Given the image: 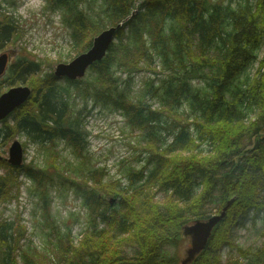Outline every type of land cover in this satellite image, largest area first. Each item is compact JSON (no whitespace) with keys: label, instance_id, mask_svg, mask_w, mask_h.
<instances>
[{"label":"trees","instance_id":"obj_1","mask_svg":"<svg viewBox=\"0 0 264 264\" xmlns=\"http://www.w3.org/2000/svg\"><path fill=\"white\" fill-rule=\"evenodd\" d=\"M84 1L44 0V6L60 12L76 54L120 23L106 54L79 79L43 72L42 60L21 55L6 84L17 81L31 93L8 115L14 125L4 118L0 128V147L17 132L44 150L47 166L60 170V184L74 187L83 227L74 239L66 221L63 230L52 226L54 172L34 163L12 166L1 155L0 203L18 198L21 175L30 179L38 190V226L48 231L41 246L26 239L19 217L0 219V264H16L18 256L23 264H180L183 240L190 244L183 227L208 219L211 206L219 214L230 198L189 264H264V0H101L98 19L83 12ZM13 20L0 2V51L18 32ZM141 71L154 78L134 90ZM77 96L84 99L80 108ZM88 101L90 109L119 114L124 135L135 132L118 175L107 178L92 162ZM58 141L76 163L57 161ZM250 212L248 237L239 242L232 230ZM224 247L229 255L222 262Z\"/></svg>","mask_w":264,"mask_h":264},{"label":"rangeland","instance_id":"obj_2","mask_svg":"<svg viewBox=\"0 0 264 264\" xmlns=\"http://www.w3.org/2000/svg\"><path fill=\"white\" fill-rule=\"evenodd\" d=\"M218 1L227 3L229 0ZM237 1L240 0H230L232 5H235ZM0 2L3 11L5 12L6 10L7 14H11L12 19H17L13 20L12 26L17 28L18 25L16 36H14L10 43L3 48V52L8 55V60L4 72L0 76V87L2 92L6 91L9 87L19 85L17 81H14L13 84L7 86L6 78L9 66L23 54L30 55L33 59L37 58L42 60L43 72L54 71L57 63L69 62L78 55L71 50L69 44V28H66L61 23L60 12H53L46 9L43 5L44 0H0ZM100 4L101 0H85L82 3L83 12L91 18L98 19L102 17ZM1 52L2 51H0V53ZM256 66L257 63L248 69V74L250 73V76L255 72ZM166 73H168V71ZM148 78H154L152 72L148 71V73H144L141 71L137 76H134L132 83L133 89L138 90L143 87V83ZM74 105L77 108L82 107L84 105V99L77 96L74 100ZM86 108L89 110V113L85 130L88 135L89 152L93 156L92 162L96 159V165L104 167L107 178H109V174L118 175L121 173L123 167H125L122 161L123 158L129 156V153L132 152L131 145L135 142V132H133L132 136L123 134V131L128 129V127L125 125V120L119 114L107 113L98 106L90 109V102ZM5 118H8V116ZM6 122L10 125H14V120H12L11 117L8 118ZM2 127L3 125L0 123V128ZM13 134L14 136L9 138L6 143L0 147V157L2 155V159L4 158L5 160H3L7 163L8 147L14 139H17L23 146L24 164H38L54 172L51 178V187L49 188V192L53 199L49 210L51 217L54 218L52 226L59 225L63 230L65 228L63 221H66L67 225L71 228L72 237L74 239H79V233L83 227L85 217L84 211L80 208V200L75 195L74 187L72 190H67L68 188L66 186L60 184V170L47 166V164L51 162L47 157V161H45V152L43 149L28 141L21 133L14 132ZM3 137L4 135L1 136L0 140ZM25 141L26 144L23 145ZM57 143V161L62 162L63 160H69L72 163H76L77 160L70 150L65 147L63 142L58 141ZM143 161V159H138L135 161V165L139 167ZM4 171L5 168L0 166V173ZM21 180L23 183L20 185L18 198L10 203H0V219L15 220L19 217L21 222L25 223L27 227L26 239L30 238L35 243L42 246V240L45 238L43 233L48 231V227H42L40 225V230L38 226V221L41 220V210L37 207L38 190L32 186L30 179H26L21 175ZM105 180L106 177L103 181L105 182ZM120 182L122 185L127 182L125 176H121ZM159 196H162V193L155 195V197ZM210 208L209 213L213 212L211 215L217 212L215 211V206H211ZM69 212H75V215L71 218L68 216ZM251 214L252 212H250L246 218L240 219L232 230L234 238L239 242H246V238L248 237L247 234L251 228ZM263 240L264 237H261L260 241L262 242ZM187 244V240H183L180 254L187 249ZM47 248L46 242V249ZM47 253L48 252H46V254ZM219 253H221V261L223 262V260L225 261V259L228 258L229 249L224 247ZM16 264H23L19 256L17 257Z\"/></svg>","mask_w":264,"mask_h":264},{"label":"water","instance_id":"obj_3","mask_svg":"<svg viewBox=\"0 0 264 264\" xmlns=\"http://www.w3.org/2000/svg\"><path fill=\"white\" fill-rule=\"evenodd\" d=\"M121 24L101 30L92 39L89 49L76 55L69 62H59L54 68L57 77L66 76L70 79L82 78L87 68L95 61L100 60L114 39L115 31ZM8 55L0 54V76L3 74ZM31 89L26 85L12 86L0 94V120L8 116L16 107L24 103L30 96ZM7 162L12 166H20L23 162V148L19 140L14 139L8 148ZM233 202L230 198L219 214H214L206 220H196L183 227V235L189 236L190 244L185 250L180 264H189L194 256L204 249L213 226L225 215L227 207Z\"/></svg>","mask_w":264,"mask_h":264}]
</instances>
